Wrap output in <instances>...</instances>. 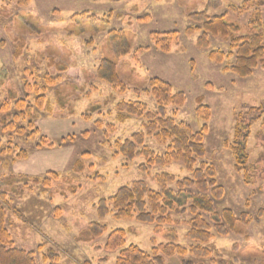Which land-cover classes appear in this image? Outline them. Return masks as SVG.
Returning a JSON list of instances; mask_svg holds the SVG:
<instances>
[{
  "label": "rangeland",
  "instance_id": "rangeland-1",
  "mask_svg": "<svg viewBox=\"0 0 264 264\" xmlns=\"http://www.w3.org/2000/svg\"><path fill=\"white\" fill-rule=\"evenodd\" d=\"M251 1L31 0L29 6L20 8L12 0H0V192L7 194L6 225L17 248L34 253L36 264H45L43 258L50 250L60 264H117L122 249L106 248L113 231L124 230L125 247L135 245L150 256L154 249L171 243L174 231V244L188 254L165 258L163 264H264V178L253 173L255 182L247 184L225 148L226 141L233 140L236 115L264 103V67L240 78L228 71L235 63L228 42L209 37L210 46L204 49L198 46L201 32L187 35L195 26L189 16L202 12L210 17L226 15L227 23L244 27L250 13L234 9ZM111 31L125 33L128 55L117 58L109 41ZM165 32L179 34L169 53L158 49L151 36ZM212 51L228 57L223 64L214 63L208 58ZM103 59L117 64L126 86L124 93L98 79ZM52 60L69 71L46 94L47 107L43 111L33 108L31 118L20 116L14 121L16 99L34 105L35 94L24 86L38 84L41 89L45 76H57L50 66ZM152 78L171 84L174 92L186 96L183 107L168 108L170 117L195 132L208 127L206 157L195 168L205 164L215 169L225 192L217 210H231L238 218L246 215L248 225L241 229L242 234H218L210 217L201 214L213 228V238L207 243L193 241L188 237L187 223L193 218L188 207L177 208L154 223L142 222L138 216H98L100 201L114 197L120 188L143 182L162 193L158 176L192 177L181 163L145 171L143 157L129 161L117 152V144L136 133H146L144 118L129 116L121 122L119 116L125 113L118 111V105L140 103L155 112L157 102L147 92ZM199 98L210 108L207 122L196 114ZM263 142L264 129L258 122L251 128L248 153L253 169L257 164L258 174L264 176ZM144 145L159 155L167 150V145L147 134ZM78 162L83 169H78ZM167 188L177 191L175 184ZM94 223L107 231L88 239ZM193 247L206 248L212 256H192Z\"/></svg>",
  "mask_w": 264,
  "mask_h": 264
},
{
  "label": "trees",
  "instance_id": "trees-1",
  "mask_svg": "<svg viewBox=\"0 0 264 264\" xmlns=\"http://www.w3.org/2000/svg\"><path fill=\"white\" fill-rule=\"evenodd\" d=\"M12 1L20 8H25L31 3V0ZM263 8L264 0H253L250 3H245L240 10L234 9L240 14L250 13L249 22L244 27L227 23L226 15L210 17L206 12L191 14L189 18L195 26L187 30V35L201 32L202 36L198 40V46L204 49H208L210 46L209 37L228 42L231 52L235 56V63L231 68H228V71L240 78H248L252 76L255 69L264 67ZM151 36L158 49L164 53H169L170 45L177 41L179 34L177 32H165L152 33ZM109 41L117 58H122L130 53L123 31H111ZM227 57L221 51H212L208 55L210 61L218 64H223ZM50 66L55 67L58 72L57 76H45L44 85L41 89L38 84H26L24 86L25 89L35 94L34 105L28 106L25 99H16L12 95V99H16V109L18 110L16 111L17 114H14V121L20 119L18 118L20 116L24 120L28 119V116L31 118L33 108H36L37 111H43L47 107L46 94L49 90L55 89L63 80V76L69 71L66 65L53 60ZM97 77L119 89L122 93L126 91V86L119 77L115 62L103 59L98 67ZM149 88L147 92L157 102L158 109L155 112L148 111L147 106L140 103L122 102L118 105V111L121 114L125 113L124 116H119L120 121L125 122L129 116L144 118L146 133H136L132 136V139L117 144V152L129 161L143 157L146 160V165L142 169L145 171L157 166L181 163L191 173L192 177L177 180L175 176L170 174L158 176L156 180L163 188L162 193L150 190L143 182H137L132 187L120 188L114 197L100 201L97 210L98 216L101 219L112 214L115 219H132L138 216L137 219L142 222L154 223L161 222L163 218L177 208L184 209V207H188L193 216L187 223L190 228L188 237L191 240L207 243L213 238L211 234L213 228L201 214L210 217L218 234L226 235L228 231L242 234L241 229L248 225L246 215L238 218L231 210H217L216 204L223 199L225 192L216 180L215 169L205 164H201L197 169L195 168L198 160L206 157L204 140L208 133V127L205 125L200 132H195L190 125L182 122L178 123L169 116L168 108L175 107L178 109L186 103L185 94L174 92L171 84L159 78H152L149 80ZM203 101L202 98L197 100L199 106L196 109V114L200 119L207 122L211 118V111L209 107L203 105ZM258 122L262 123L264 129V103L260 106L249 107L248 112L236 115L233 140L232 142L227 140L225 143V148L233 155L236 171L243 174L247 184L255 182V177L252 176L253 173L257 178H264L263 175L258 174L260 170L257 169V164L255 165L256 169H253L248 153V139L251 135V128ZM28 125L30 128H34L32 123ZM146 134L147 136H153L161 145H167L164 155L156 154L144 145ZM139 148H142V150H139ZM24 157L23 154L20 158L23 159ZM77 167L83 169L82 163L78 162ZM172 184L176 185L177 191L167 188L168 185ZM6 196L7 194L4 191L0 192V264H36L34 253L15 246L6 225ZM106 231L105 226L94 223L90 227L88 239L99 238ZM170 237L171 243L169 245L154 249L153 254L150 256L135 245L125 247V231L116 230L110 234L106 248L109 251L122 249L117 264H163L165 258L173 257L176 254L181 256L188 254L185 248L174 244L177 241L174 231ZM190 255L208 259L212 256V253L203 247H193L190 250ZM43 261L45 264H60V258L52 250L44 256ZM183 264L194 263L183 261Z\"/></svg>",
  "mask_w": 264,
  "mask_h": 264
}]
</instances>
